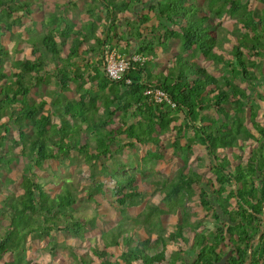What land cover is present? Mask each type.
<instances>
[{
  "label": "trees",
  "instance_id": "trees-1",
  "mask_svg": "<svg viewBox=\"0 0 264 264\" xmlns=\"http://www.w3.org/2000/svg\"><path fill=\"white\" fill-rule=\"evenodd\" d=\"M199 1L86 0L89 21L78 26L65 15L78 2L68 0L59 10L61 15L50 16L52 27L30 38L33 57L14 62L10 73L3 66L9 51L0 42V148L15 129L19 155L27 159L21 174L22 194L11 193L0 211L9 219L0 237V262L10 254L12 259L5 264H40L26 255L23 242L29 235L46 238L60 232L79 237L94 226L91 220L75 218L70 209L76 199L67 185L52 196L38 181L35 167L41 170L45 162L77 150L93 171L100 166L106 172V162L114 153L138 144L161 149L168 143L176 154H184L185 163L165 186L164 206L148 205L130 229L119 225L108 230L104 249H92L98 264H264V124L257 120L258 103L264 102L260 91L264 88V8L249 9V0H207L204 6ZM32 6L29 0H0V33H11L22 18L30 17ZM224 14L235 19L233 35L238 42L230 50L229 61L215 51L224 39L218 38L213 19ZM173 40L180 41L182 52L165 73L156 74L153 60L160 49L168 51ZM108 49L147 60L132 63L120 79L112 80L104 67ZM94 54L96 61L91 62ZM196 54L223 63L226 73L213 75L190 58ZM50 77L55 79V87L46 91L50 100H33L32 89L49 84ZM71 84L79 88V99H64ZM150 89L162 90L169 101L156 102L146 93ZM48 105L51 108L45 110ZM5 116L8 120L2 122ZM57 116L58 123L53 121ZM82 132L94 137L95 152L89 142L79 139ZM76 134L77 144L72 145ZM198 144L211 160L214 179L208 182L187 164ZM247 144L245 161L235 152L232 158L219 153L221 149L242 151ZM6 154L0 152V168L18 156ZM111 176L117 185L115 204L136 205L143 194L133 187L135 176ZM103 186L93 187L88 197L103 193ZM196 195L205 216L211 214L210 221H190L185 202ZM170 214H179L180 220L175 230L165 234L163 225ZM147 226V237L137 241L135 231ZM187 229L192 230V238ZM154 231L157 237L152 240ZM171 242L178 251L169 254ZM50 243L52 256L57 249L68 248L66 243ZM113 247L120 251L115 260L106 251ZM74 256L75 264L92 262Z\"/></svg>",
  "mask_w": 264,
  "mask_h": 264
},
{
  "label": "rangeland",
  "instance_id": "rangeland-1",
  "mask_svg": "<svg viewBox=\"0 0 264 264\" xmlns=\"http://www.w3.org/2000/svg\"><path fill=\"white\" fill-rule=\"evenodd\" d=\"M32 2L33 13L30 17L22 18L17 26L12 28V32H1L0 42L9 51V60L5 65L6 73H10L11 67L14 62L24 60L25 58H32V48L30 44V38H36L39 33L46 31V27H52L49 25L51 15H61L60 8L68 0H29ZM74 1V0H72ZM86 0H77L78 6L71 7L65 13L71 22L78 26L89 21V16L85 13ZM207 0H200V5H205ZM264 8V3L260 0H249V9L261 10ZM153 14V13H151ZM235 19L231 18L228 14H224L221 18L214 17L213 23L216 26L218 38L223 37L224 44L222 48H216V53L225 57V60L232 59L231 49L234 45H237L236 37L233 35V29ZM221 25V26H220ZM227 39V40H225ZM223 41V40H222ZM63 57L68 51V46L64 48ZM121 50V48H119ZM182 52L180 41L173 40L170 43L168 51L159 50L157 56L153 60V56L149 57V60H153V69L156 74L165 73L167 68L173 65V59L176 54ZM115 55H122L121 53H114ZM123 56V55H122ZM142 56V55H141ZM125 57V56H123ZM193 61H197L200 65L205 67L213 75L220 77L226 73V67L223 63L215 61L213 59L207 60L203 56L196 54L190 57ZM261 66L264 67V59L261 60ZM51 78V77H50ZM53 78L50 79L49 84H44L39 88L34 87L30 93V97L33 100L48 99L50 96L46 91L55 87ZM238 83L246 88L247 84L242 83L240 80ZM94 84V83H93ZM95 85V84H94ZM90 84L85 83V87ZM261 93L264 94V88L260 87ZM64 99H79V88H76L75 84H71V90L66 92ZM259 116L257 120L264 124V102H259ZM51 108L50 105L45 107V110ZM211 115L216 116V113L211 110ZM8 116H5L1 121H7ZM54 122H59V116L53 117ZM4 131V129L2 130ZM168 134V138L171 137ZM78 135L71 142L72 145L77 144ZM18 133L15 129L10 132L9 140L5 143V146L0 148V152L7 153L6 155H18L17 158L10 164L0 168V211L5 202L10 201L7 197L12 193L19 197L22 194L21 190V174L25 171L27 166V159L22 155H19L20 148L16 145V141H19ZM83 143L89 142L91 145V151L95 152L96 141L91 133L82 132L79 138ZM165 139V137H163ZM161 149L155 146L136 145L133 148H125L123 151L114 153V155L106 162L108 171H103L100 166L95 170L91 168L90 163L86 161L85 155L80 154L77 150H74L69 157H61L57 160H50L45 162L40 169L34 168L33 171L38 176V181L43 184L46 191L52 196L55 192L61 190V188L67 185L68 189L72 191L75 196L76 203L70 209L75 218L82 219L84 221L91 220L94 226L86 231L83 235L76 237L70 233H56L54 232L51 237L37 238L34 235H29L23 242V247L26 250V255L31 258L33 263L38 262L40 264H75V254L83 258L90 259L91 264H98L99 259L93 254L92 249L101 248L104 249V241L106 240V232L108 230H116L120 225L124 229H130L133 226V220L142 212L147 211L148 205L155 204L164 206L163 195L165 186L169 180H172L177 173V170L184 166V154H176L172 147L165 143ZM250 146L244 145L242 151L238 149L220 150L221 156H229L232 158V154L238 153L243 156L244 161L247 159ZM160 155L159 159L153 160V155ZM142 158L146 162H142ZM140 162V163H139ZM188 166L196 170L199 174L203 175L205 181L208 182L214 179L212 171L210 169L211 160L207 154L205 147L200 144L193 147V152L187 162ZM123 165V166H122ZM94 173V174H93ZM118 175L119 178H126L130 175H134L136 180L133 187H136L143 196L138 198L136 205L130 207L125 206L123 208L115 204L114 189L117 188L115 180L111 175ZM12 181H9V180ZM99 183H103V193L95 195L94 199H90L88 194L93 190V187H97ZM129 188V187H128ZM66 189V188H64ZM130 189V188H129ZM211 190V189H210ZM199 190L197 189V194ZM186 209L190 214V221L194 223L199 218L203 220H211V214L208 213L206 217V210L200 204V200L196 195L191 200L185 202ZM7 216V215H6ZM63 220V219H61ZM180 220L179 214H170L165 217L164 232L167 234L170 231L176 229V226ZM9 227L8 217L0 216V237L6 232ZM145 229H138L135 231V238L137 241L143 240L147 237ZM157 231H154L151 235L152 240L157 237ZM188 237H193V232L187 229ZM66 243L68 248L57 249L56 256H52L49 253L51 248L50 242ZM182 245V244H181ZM184 248L185 245L183 244ZM160 248H162L160 246ZM169 254L178 251V245L169 243ZM111 255H114L113 260L118 259L120 251L118 248L106 249ZM75 254H74V253ZM12 256L6 255L0 264H5L6 261H10ZM135 264H141L136 262Z\"/></svg>",
  "mask_w": 264,
  "mask_h": 264
},
{
  "label": "built area",
  "instance_id": "built-area-1",
  "mask_svg": "<svg viewBox=\"0 0 264 264\" xmlns=\"http://www.w3.org/2000/svg\"><path fill=\"white\" fill-rule=\"evenodd\" d=\"M116 51H105L104 67L109 78L112 80L120 79L126 71L132 66V63H144L147 58L141 55H133L131 58L115 55ZM127 82H130L129 80ZM153 97L156 102L168 100L166 94L160 89H150L146 92ZM169 101V100H168Z\"/></svg>",
  "mask_w": 264,
  "mask_h": 264
},
{
  "label": "crops",
  "instance_id": "crops-1",
  "mask_svg": "<svg viewBox=\"0 0 264 264\" xmlns=\"http://www.w3.org/2000/svg\"><path fill=\"white\" fill-rule=\"evenodd\" d=\"M89 60L92 62V61H96V55L94 54V55H92L90 58H89ZM48 69H52L51 67H49ZM53 75V74H52ZM53 82H55V79L53 78V80H52ZM96 84V83H95Z\"/></svg>",
  "mask_w": 264,
  "mask_h": 264
}]
</instances>
